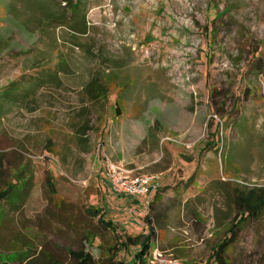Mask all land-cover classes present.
<instances>
[{
    "label": "rangeland",
    "instance_id": "obj_1",
    "mask_svg": "<svg viewBox=\"0 0 264 264\" xmlns=\"http://www.w3.org/2000/svg\"><path fill=\"white\" fill-rule=\"evenodd\" d=\"M77 4L87 36L69 26ZM50 27L56 52L79 57L78 74L66 69L55 84L32 59L44 43L52 50ZM2 34L16 54H0V264H72L70 249L101 261L115 245L117 264H148L136 259L140 246L119 245L152 232L165 251L159 228L147 227L156 214L179 245L165 252L185 263L216 264L223 244L227 264H264V0H0ZM93 69L109 91L94 100L109 103L100 111L86 87ZM72 111L79 127L90 126L89 154L76 152ZM141 114L155 121L158 142L138 148L132 163L104 158L101 122ZM108 161L158 176L162 188L197 175L190 211L204 226L189 230L181 186L166 198L167 187L150 197L115 194ZM155 196L165 202L155 206Z\"/></svg>",
    "mask_w": 264,
    "mask_h": 264
},
{
    "label": "crops",
    "instance_id": "obj_2",
    "mask_svg": "<svg viewBox=\"0 0 264 264\" xmlns=\"http://www.w3.org/2000/svg\"><path fill=\"white\" fill-rule=\"evenodd\" d=\"M76 7L78 8L79 11L78 12L76 11V15H74V19L79 18V17L80 19L81 18L83 19L85 15L86 30L80 32L74 28H70L71 32L72 34H75L77 36H87L90 28L87 26L88 23L86 21L87 17H86L85 7L80 6V4H77ZM51 30L54 31L52 42L55 43L54 46L51 47L52 50H49L48 47H46L47 44L44 43V40L42 41L39 40L38 43L39 44L44 43L45 47L39 50L36 58L35 57L33 58L31 57V58L33 60L37 59V62L35 61L36 62L35 65L37 66V68L38 67L40 68L41 70L40 74L42 76H51L49 79L53 80L55 84L56 81L61 79L60 77L58 78L57 75L60 76L61 74H63V72L66 69H70L69 71L70 73L74 72L76 75L78 74L79 63L76 61V59H79V57H76L75 54L73 55L72 51H67L66 56L64 57H62V53L60 55L59 52H56L58 49L55 50V48L57 47V42L58 43L60 42V38L56 36L55 28L50 27L49 29L46 30V32H50ZM6 31H8V29ZM1 36H3V38H0V54L7 53L6 58H9V57L11 58L13 54L14 55L16 54V52L13 51V48H14L13 47L14 44L12 43L13 41H9L8 35L2 34ZM47 50L51 52H48ZM106 54H108V52ZM103 55L107 56L105 54ZM61 58L67 59L66 62L65 63L60 62ZM107 58L108 57H104L103 60H107ZM88 64H90L89 61H88ZM26 69H29V68H26ZM99 73H101L99 69L97 71L93 69V71L91 70L90 73L88 72L90 80L86 87L88 90H90L93 101L100 100V98H105V99L107 98V96L103 93V91L106 88H108V86H107L106 81H104V78L101 77ZM92 82L94 83L93 87L91 85ZM95 101L90 102V104L93 106L92 108H95L96 110H99V111L102 109L101 107H105L107 106V104H109L107 102H95ZM148 108L142 110V114H146V112L148 111L147 110ZM10 113H8V115ZM76 113L77 112L72 111L70 114L71 118H69L70 122L68 123L69 133H71V135H73L74 139H76L77 141L76 152H78V149H80L82 153L89 154L93 151V147H94L93 142L89 141V139L87 138V131L90 130V126L89 124H85L79 127V122L74 120L75 117L76 118L79 117L78 113L77 114ZM142 114L140 115V117L139 116L135 117L132 120L130 119L127 120L123 117L118 116L116 117V122L112 118H110L109 120H106L107 119L106 118L101 122L98 138H100L101 136L102 140H101V144H99V147L100 146L102 147V155L104 158L105 157L107 158V155L109 154L110 156L114 157L116 160L121 161L123 163H132L134 162V159L131 158L130 156L134 155L136 151L138 150V148L149 146L151 140H156V142H158V139L160 138V136L158 132L154 131L155 121L143 116ZM80 116L82 115L80 114ZM5 117H7V115L2 116V118H0V122L4 121ZM115 125H116V130H117L116 134H115ZM29 128L30 126H28V131H27L28 134L32 132L31 129ZM73 128H74V131H72ZM43 129L44 128L42 125L38 128V132L47 134L46 130L44 129L43 131ZM115 135H117V137H115ZM71 146H74V145L71 144ZM182 162L183 163H181L179 167L184 166L189 161H185L184 159V161ZM178 164H177V167H178ZM175 166H176V163L174 164V167ZM188 173L192 174L191 171H187L185 174H188ZM185 174L183 175L184 177L180 178V180L178 181L176 179H171L170 184L163 186L162 189H164V187H167V190H168L167 192H169V194L165 196L166 198V197L171 196V194L173 193V190L176 189L177 187L179 186L183 187V191H182V194L184 196L183 205L189 208L183 212L184 219L188 222L186 224L189 230H191V232H194L195 229H197L196 224H199V223H197L195 219L196 213L194 214L191 213L190 209H191V205L193 204V202L194 203L196 202L195 199L198 196V195L196 196V194L194 193H196V189L199 188V180L197 178V175L193 176L192 178L195 177V179L192 180L190 175L186 176ZM158 192H161V190L157 191V194ZM162 195H165V194H162ZM129 198H134V197H129ZM165 198L164 196L162 197L155 196L153 203L155 204V206H158L160 203L165 202ZM156 218H158V221L156 219V225L154 224L153 218H151L153 223L152 225L150 224L147 226L148 229L153 228V227H155L156 229L157 227L159 228V233L161 234L160 246L163 250L172 251V252L174 250H177L179 245L177 243L171 242L172 241L171 234L169 233V230L171 229V227H170V223L168 224L167 222V218L166 217L161 218L159 214H156ZM203 226L204 224L201 223L199 224L198 228L200 227L202 228ZM144 234H146V232H144ZM151 245H152V242H151Z\"/></svg>",
    "mask_w": 264,
    "mask_h": 264
},
{
    "label": "built area",
    "instance_id": "obj_3",
    "mask_svg": "<svg viewBox=\"0 0 264 264\" xmlns=\"http://www.w3.org/2000/svg\"><path fill=\"white\" fill-rule=\"evenodd\" d=\"M106 177L112 191L121 196L150 197L162 189L158 176L134 175L122 164L111 161L106 165ZM146 261L148 264H188L160 250L155 244L151 245Z\"/></svg>",
    "mask_w": 264,
    "mask_h": 264
},
{
    "label": "trees",
    "instance_id": "obj_4",
    "mask_svg": "<svg viewBox=\"0 0 264 264\" xmlns=\"http://www.w3.org/2000/svg\"><path fill=\"white\" fill-rule=\"evenodd\" d=\"M76 11L78 12V8L76 7ZM71 19V18H70ZM70 19H68V21H70ZM64 23V22H63ZM64 25V24H62ZM70 28H74L77 31H85L86 30V22H85V15L83 17V19L80 17L77 18V22L73 24V26L69 25ZM92 87L94 85V83L92 82ZM102 93V91H101ZM100 93V95H101ZM103 93L107 96L109 91L108 88H106ZM98 97V96H96ZM86 130V128H85ZM3 195H5V193H3ZM1 200V199H0ZM258 207H256L257 209ZM255 210V207H254ZM253 211V210H252ZM100 213L99 211H95L92 215L94 216H98ZM101 223L106 226L107 228H111L112 224L110 222H105L102 217L100 218ZM154 237V234H152V232H150L148 235L145 236H137V237H133L130 235H127L125 237V241L120 242L119 247H122L123 249L125 248H129L130 246H140L141 247V251L137 253L136 255V259L137 261H139V263H145L146 259L148 257V254L150 252V248H151V242H152V238ZM224 246L225 245H220L219 249L215 252H213V256L211 258V262L215 261L216 264H227L226 261L223 259V253H224ZM116 245L114 246L115 250H113V252L111 253V255L109 256L108 259L106 260H97L94 256L93 253H91L90 251H86V250H68L69 254H70V260L72 264H117L116 262V256L117 254L120 252V248L116 249ZM211 264V263H210Z\"/></svg>",
    "mask_w": 264,
    "mask_h": 264
}]
</instances>
